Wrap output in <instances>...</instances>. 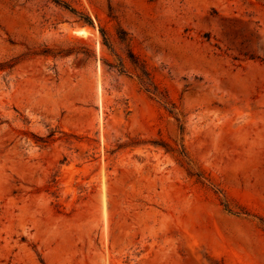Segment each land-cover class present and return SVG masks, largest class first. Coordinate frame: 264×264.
I'll return each mask as SVG.
<instances>
[{
    "label": "rangeland",
    "instance_id": "1",
    "mask_svg": "<svg viewBox=\"0 0 264 264\" xmlns=\"http://www.w3.org/2000/svg\"><path fill=\"white\" fill-rule=\"evenodd\" d=\"M0 264H264V0H0Z\"/></svg>",
    "mask_w": 264,
    "mask_h": 264
},
{
    "label": "trees",
    "instance_id": "2",
    "mask_svg": "<svg viewBox=\"0 0 264 264\" xmlns=\"http://www.w3.org/2000/svg\"><path fill=\"white\" fill-rule=\"evenodd\" d=\"M54 1L57 2V3H60V2H61V0H54ZM62 3H63V2H62ZM63 6H65L66 8H69L71 11H75L73 8H70V6H68V4H66L65 2L63 3ZM82 19H83L86 23H88V24H90V25L93 24L92 19H91L88 15L83 16ZM101 32H102V34H103V36H104V43H105L106 45L109 46L108 40H107V38H106V36H105V31H104V30H101Z\"/></svg>",
    "mask_w": 264,
    "mask_h": 264
},
{
    "label": "bare ground",
    "instance_id": "3",
    "mask_svg": "<svg viewBox=\"0 0 264 264\" xmlns=\"http://www.w3.org/2000/svg\"><path fill=\"white\" fill-rule=\"evenodd\" d=\"M79 33L80 34H82V35H86V34H88V31L85 29V28H81L80 30H79ZM90 35V34H89ZM88 35V36H89Z\"/></svg>",
    "mask_w": 264,
    "mask_h": 264
}]
</instances>
